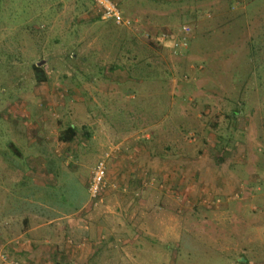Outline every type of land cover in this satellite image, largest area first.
Returning a JSON list of instances; mask_svg holds the SVG:
<instances>
[{
	"label": "rangeland",
	"instance_id": "1",
	"mask_svg": "<svg viewBox=\"0 0 264 264\" xmlns=\"http://www.w3.org/2000/svg\"><path fill=\"white\" fill-rule=\"evenodd\" d=\"M113 1L126 27L89 0H0V226L16 230L0 233V264L40 260V230H17L23 215L28 227L40 224V203L85 215L95 163L149 140L151 119L166 113L179 128L167 138L174 151L233 162L236 180L173 210V232L148 235L123 264H264V0ZM156 31L171 37H146Z\"/></svg>",
	"mask_w": 264,
	"mask_h": 264
},
{
	"label": "crops",
	"instance_id": "2",
	"mask_svg": "<svg viewBox=\"0 0 264 264\" xmlns=\"http://www.w3.org/2000/svg\"><path fill=\"white\" fill-rule=\"evenodd\" d=\"M128 1L119 0V3L126 9ZM136 11L139 12V8ZM151 120L157 121L149 140L143 142L137 135L108 157L106 180L108 184L116 183L117 188L106 189L101 200L85 206V215L81 210L62 213L41 203L39 225L25 226L30 214L23 215L17 230L28 235L38 234L40 230V260L32 257L33 252L29 257L32 260L19 262L123 264L127 249L138 251L143 240L157 238L158 232L165 236L173 232L170 222L173 210L180 214L185 204L195 207L213 191L214 194L227 193L233 189L236 180L233 162L217 165L203 154L186 157L183 151H174L173 142L167 139L179 129L170 124L174 116L166 113ZM184 162L191 163L193 169L189 172L179 169ZM44 166L45 161L40 159V169ZM43 184L40 177V185ZM176 184L183 187L174 197L170 195V187ZM12 227L0 226V233L16 232ZM149 249L140 250L138 256H144Z\"/></svg>",
	"mask_w": 264,
	"mask_h": 264
},
{
	"label": "built area",
	"instance_id": "3",
	"mask_svg": "<svg viewBox=\"0 0 264 264\" xmlns=\"http://www.w3.org/2000/svg\"><path fill=\"white\" fill-rule=\"evenodd\" d=\"M94 8L97 10L98 17L102 20H111L116 25L126 27L129 24V20L123 16V11L118 5V3L113 0H89ZM181 32L184 34L179 40L181 45H184L187 42L188 35L190 34V28L186 25L182 26ZM146 37H149L152 41H157L158 43H162L166 41L168 38L170 39L171 35L164 31L152 32L146 34ZM106 159H108V154L100 157V159L95 163V166L91 170L90 179L88 182V192L90 197L94 201H98L101 199V196L105 192L106 189L110 188L111 190H115L117 188L116 185H108L106 182L107 168H106ZM5 255H1V262L3 264H18L13 260H5Z\"/></svg>",
	"mask_w": 264,
	"mask_h": 264
},
{
	"label": "trees",
	"instance_id": "4",
	"mask_svg": "<svg viewBox=\"0 0 264 264\" xmlns=\"http://www.w3.org/2000/svg\"><path fill=\"white\" fill-rule=\"evenodd\" d=\"M109 70H111V69H109ZM40 73L42 75H44L42 67H40ZM42 81L44 82L45 78L42 79ZM75 132H76V128L74 126H68V128L62 132L60 140L62 142H71L75 136Z\"/></svg>",
	"mask_w": 264,
	"mask_h": 264
}]
</instances>
